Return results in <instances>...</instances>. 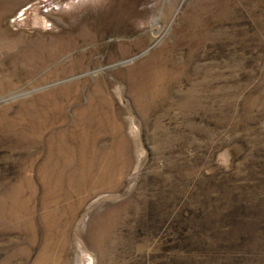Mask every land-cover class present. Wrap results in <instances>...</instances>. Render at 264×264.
I'll return each mask as SVG.
<instances>
[{
    "label": "rangeland",
    "instance_id": "1",
    "mask_svg": "<svg viewBox=\"0 0 264 264\" xmlns=\"http://www.w3.org/2000/svg\"><path fill=\"white\" fill-rule=\"evenodd\" d=\"M0 264H264V0H0Z\"/></svg>",
    "mask_w": 264,
    "mask_h": 264
},
{
    "label": "bare ground",
    "instance_id": "2",
    "mask_svg": "<svg viewBox=\"0 0 264 264\" xmlns=\"http://www.w3.org/2000/svg\"><path fill=\"white\" fill-rule=\"evenodd\" d=\"M70 140V139H69ZM69 142V141H68Z\"/></svg>",
    "mask_w": 264,
    "mask_h": 264
}]
</instances>
